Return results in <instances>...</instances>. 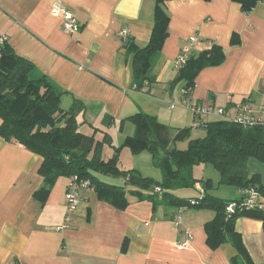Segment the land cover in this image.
Masks as SVG:
<instances>
[{"label": "crops", "instance_id": "1", "mask_svg": "<svg viewBox=\"0 0 264 264\" xmlns=\"http://www.w3.org/2000/svg\"><path fill=\"white\" fill-rule=\"evenodd\" d=\"M56 3L73 12L78 32L63 31L60 19L51 13ZM154 5L155 0H0V35L16 56L32 64L31 79L45 78L62 94L63 109L74 103L84 130L109 134L114 146V133L122 135V142L134 130L128 122L119 130V121L137 112L156 117L174 131L191 127L192 114L182 106L184 96L188 104L222 108L233 117L245 107L253 117L264 119V2L244 14L232 0L166 1L168 34L153 69L156 81L137 92L119 32L127 29L135 45L144 47L153 28ZM191 36L198 39L195 55L215 44L225 58L201 70L183 95L181 84H170L178 72L174 59ZM165 110L171 112L166 115ZM106 151L111 157L108 145L103 155ZM41 162L39 155L0 137V264H232L237 253L231 244L215 250L207 246L204 226L213 218L208 210L182 207L174 226L177 209L127 195V207L118 210L98 201L90 190L63 228L68 178H58L45 203H39L33 194L42 186L37 172ZM112 180L123 184L122 179ZM189 190L173 194L192 200L203 195L199 183L192 193H184ZM239 190L209 193L232 200L240 199ZM235 228L252 261L264 264L261 222L239 217ZM184 231L191 237L183 245Z\"/></svg>", "mask_w": 264, "mask_h": 264}, {"label": "trees", "instance_id": "2", "mask_svg": "<svg viewBox=\"0 0 264 264\" xmlns=\"http://www.w3.org/2000/svg\"><path fill=\"white\" fill-rule=\"evenodd\" d=\"M155 0L153 9V28L149 42L138 47L132 38H127L123 48L130 57L131 85L140 92L156 81L153 73L163 43L167 37L169 16L165 2ZM240 6L244 14H249L264 0H232ZM238 42L233 36L231 45ZM224 51L213 44L208 51L189 58L180 69L170 86L182 85L187 95L194 85L197 74L208 67L223 63ZM32 64L16 56L6 42L0 44V137L8 143L21 145L42 158L38 174L42 186L33 198L44 204L51 189L60 177H77L87 180L98 201L107 203L118 210L128 205L127 195L138 201L148 200L154 206L163 205L178 210L193 207L213 212V218L204 226L206 243L211 250L229 243L236 251L232 264H255L235 223L239 217L259 220L264 234V214L256 209L234 210L226 213V208L240 199L225 200L209 193L214 188L211 179L198 180L193 176V168L212 165L219 173V184L234 186L237 189L256 188L264 199V184L260 175L249 174L247 161L250 158L264 161V127H243L223 120L205 122L194 130H203L204 136L192 138V128L171 130L152 115L137 112L119 121V130L125 122L133 126V133L126 136L118 146L112 144L109 134L97 128L84 133L78 122L79 112L72 106L65 110L60 104L61 93L56 92L45 78L31 79ZM74 102H78L74 100ZM82 105V104H81ZM113 124V121L110 122ZM100 139H96L97 134ZM186 141L183 150L176 148L179 142ZM112 149L109 158H103V146ZM131 154L148 152L153 164L162 172L160 181L143 177L134 169L118 168L119 154L123 149ZM99 175L112 179H122L117 185L99 179ZM199 183L203 195L192 200L179 198L173 194L178 189H193ZM160 189V193L155 192Z\"/></svg>", "mask_w": 264, "mask_h": 264}, {"label": "built area", "instance_id": "3", "mask_svg": "<svg viewBox=\"0 0 264 264\" xmlns=\"http://www.w3.org/2000/svg\"><path fill=\"white\" fill-rule=\"evenodd\" d=\"M51 13L58 17L61 21V27L64 32L68 34H74L79 31L80 25L77 21L75 15L72 11L64 7L63 5L56 3L52 9ZM119 36L122 38V43L125 44L126 39L129 38V32L127 29H122L119 32ZM6 37L0 35V44L5 42ZM196 36H191L187 39L186 44L181 48L177 57L174 59L173 67L176 71L182 69L189 58L194 56L193 46L197 42ZM183 95H185V91L182 90ZM182 106L188 109L192 114V129H198L204 126L205 118L215 117L220 120L226 122H232L237 125H241L243 127H264V119H259L253 117L247 108L242 107L238 110L236 115L230 116L226 113V111L222 108L216 107H204L196 104H188L185 96L182 101ZM173 108V104H170L169 109ZM90 191V184L87 180H80L77 177H71L68 179L66 190H65V216H64V226L63 228H67L72 217V214L76 212L81 204V198L84 192ZM157 193H160L159 188H155L154 190ZM240 193V201L239 204H230L226 208V213L231 214L234 210H242L244 209H256L258 212L264 214V201L261 199L260 192L254 187H247L239 190ZM180 212L175 213L173 216V224L174 226H178L180 222ZM190 234L187 231H184V241L183 245L190 239Z\"/></svg>", "mask_w": 264, "mask_h": 264}, {"label": "rangeland", "instance_id": "4", "mask_svg": "<svg viewBox=\"0 0 264 264\" xmlns=\"http://www.w3.org/2000/svg\"><path fill=\"white\" fill-rule=\"evenodd\" d=\"M166 111V110H165ZM171 111H166V115H168ZM131 128L132 125H130ZM85 127H81L82 131H85L84 133H89L87 130H84ZM172 134H174V130H171ZM192 138H197V137H203L204 136V131L203 130H194L192 129ZM113 138H114V144L115 145H119L121 142V138L122 135L118 136V133H114L113 134ZM187 142H179L176 145V148L179 150H183L186 147ZM110 150V149H109ZM112 151V149H111ZM107 152L106 151L103 155V158H107ZM120 156V155H119ZM120 167L124 170H128V169H134L137 170L141 176L143 177H149L152 178L154 180L160 181V179L162 178V172L159 169L158 166H155L153 164V159L152 156L146 152H140L137 154H131L129 152L128 149H124L123 154L120 156ZM247 168L249 171V174H259L260 175V179L264 184V161H260L258 159H254V158H250L247 161ZM193 176L194 178L198 179V180H206V179H211L212 180V186H214V188H212L210 191H212V193H217L218 195H223L226 194L229 191H235V187L234 186H230V185H225V184H219V173L218 171L210 164L207 165H200V166H195L193 168ZM110 183L116 184L114 180L110 179L107 180ZM178 190H184V189H178ZM176 190V191H178ZM189 190V189H187ZM193 189L189 190V191H185L184 193H192ZM232 195V194H230Z\"/></svg>", "mask_w": 264, "mask_h": 264}]
</instances>
